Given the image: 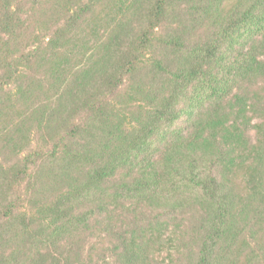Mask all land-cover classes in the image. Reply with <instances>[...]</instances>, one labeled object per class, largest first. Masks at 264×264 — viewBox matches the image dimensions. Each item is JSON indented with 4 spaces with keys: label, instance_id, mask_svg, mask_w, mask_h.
<instances>
[{
    "label": "trees",
    "instance_id": "trees-1",
    "mask_svg": "<svg viewBox=\"0 0 264 264\" xmlns=\"http://www.w3.org/2000/svg\"><path fill=\"white\" fill-rule=\"evenodd\" d=\"M23 7L0 0V264H264V0H52L32 35Z\"/></svg>",
    "mask_w": 264,
    "mask_h": 264
},
{
    "label": "rangeland",
    "instance_id": "rangeland-1",
    "mask_svg": "<svg viewBox=\"0 0 264 264\" xmlns=\"http://www.w3.org/2000/svg\"><path fill=\"white\" fill-rule=\"evenodd\" d=\"M36 0H20V7L22 5H24L23 9H21V13L23 14V19L25 20V23L29 24L30 29H29V33L35 34L38 33V27L36 29V27L34 26V23L39 19L40 17V13L41 10H39L40 8V4L43 6L46 2H48V4L52 1L50 0H38V4H33ZM85 26H83L81 29H84ZM83 37V36H82ZM16 115V114H15ZM15 115H12V121L14 123V125L18 122V120L15 118ZM9 133H11V130L6 129ZM6 137L8 138L9 135H6ZM36 139L34 140V144H35ZM3 160L2 156H0V161ZM2 162V161H1ZM236 183L237 186L240 190H244L245 187V178H244V174H242L241 176H239L236 179ZM110 246L108 245V242L105 241L103 243V245H96L95 246H91V249L93 250L92 255L94 256L95 260H98L99 262H104L106 261L108 264H115V258L112 255V251H110ZM165 253H163L160 256H157V259L153 261V264H171V256H169V252L172 251L173 249L171 246H166L164 249Z\"/></svg>",
    "mask_w": 264,
    "mask_h": 264
}]
</instances>
